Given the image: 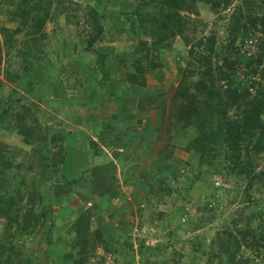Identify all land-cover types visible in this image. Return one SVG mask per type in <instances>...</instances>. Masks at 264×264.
<instances>
[{
	"label": "rangeland",
	"instance_id": "rangeland-1",
	"mask_svg": "<svg viewBox=\"0 0 264 264\" xmlns=\"http://www.w3.org/2000/svg\"><path fill=\"white\" fill-rule=\"evenodd\" d=\"M20 1L0 0V111L8 110L6 119L15 117L16 112L26 113V126L37 124L40 138L45 132L41 128L51 129L48 137L63 136L62 144L55 151L65 156L57 171L44 172L40 164L25 179L30 187L20 192L18 214L20 223L30 219L31 225L28 232L22 233L11 222L20 259H28L31 264H72V259L65 258L73 238L68 228L86 209L91 213L90 231L101 232L110 247L108 251L103 246L98 248L97 258L86 264H144L139 258L140 245L149 248V254L154 256L150 262L156 264H205L204 256L189 253V240L196 239L207 250L218 234L222 239L240 241L241 229L248 226L250 229L261 227L258 235L264 237V158L255 157L254 174L260 176L261 183L247 194L245 175L231 174L224 166L223 157L215 161L210 169L212 174H206L204 180H198L191 190L184 192L188 176L193 177L199 166L197 151L184 145V148H168L169 155L187 164L181 168L184 177L170 183V195L153 197L137 181L156 159L144 155L147 148L156 153L168 142L167 137L177 135L181 139L187 135V132L175 135L166 128L183 123L174 117L177 112L174 95L180 81L197 80L186 65L192 58L188 54L190 45L213 34L215 48L226 45V27L233 10L241 5L240 0H233L216 13L210 10L206 0H197L194 12L180 13L186 20L181 36L170 41V47L157 52L150 48L152 40L146 24L134 15L139 0H36L41 3L38 6L41 13H48L39 34L30 31L35 12L26 9L22 19L16 14L13 16V8ZM90 7L102 16L105 33L94 46L95 52H84L82 47L93 33L92 19L88 18ZM141 10L149 12L148 7ZM18 27V33L13 34ZM259 32L258 28H251L244 41L239 34L235 46L242 54L257 56L262 37ZM102 56H106L104 66L100 64ZM135 59H141L142 73L137 75V83L131 84L126 79L135 72ZM241 69L238 79L243 77V80ZM105 72L112 77L110 82ZM14 76L26 78L24 87L16 81L20 79L13 80ZM35 92L49 97L42 95L40 100L33 99L30 93ZM18 98L22 101L15 104ZM9 122L14 123L15 118ZM3 125L1 120L0 126ZM157 131L158 140L153 139ZM75 139H78L76 144ZM0 141L15 148L16 161H32L35 165L49 155L45 148L37 152L40 147L24 145L15 132L0 133ZM89 141L95 147L87 145ZM101 174L103 177H99ZM43 175L48 177L47 181ZM75 178L78 183L66 184ZM156 185L153 183L154 188ZM104 187L111 192L103 193ZM12 188L8 187V191ZM178 190L186 194L177 198ZM42 211L49 213L45 220L41 218ZM35 220H39V225L33 228ZM189 222L204 224L193 230L185 226ZM5 223L0 218V246L3 247H7L8 238ZM157 245L164 248L156 251ZM238 257L249 259V264H264V250L258 254L244 243Z\"/></svg>",
	"mask_w": 264,
	"mask_h": 264
},
{
	"label": "trees",
	"instance_id": "trees-1",
	"mask_svg": "<svg viewBox=\"0 0 264 264\" xmlns=\"http://www.w3.org/2000/svg\"><path fill=\"white\" fill-rule=\"evenodd\" d=\"M31 1L33 0L18 2L16 8L15 6L13 8V16L15 17L16 14L22 19V16L26 13V9L35 12V23L30 31L33 34H39L43 30L48 13L45 12L46 10H43L45 13H41L42 9L38 7L41 3L36 2V0ZM196 1L139 0L134 15L140 18L148 28L149 36L152 40L150 48L156 52L161 48H168L171 45L170 41L177 36H181L185 29L186 20L180 13L194 12ZM240 1L241 5L233 10L226 27L228 33L226 45L215 48L216 38L215 34H213L209 37H202L195 43H192L188 49V54L192 58L191 61H187L186 65L191 68L190 74L196 76L197 80L194 82L187 81L186 79L180 81V86L174 95L177 98H174L177 105H175V101L173 102L175 108L177 107V112L176 115H174L175 113L173 115L176 119L175 121L183 123L180 126L173 124L172 127L168 126L166 128L167 132L172 131L175 135L180 132H187V135L183 137L184 139H179L177 135L175 137H167V140H165L168 142L156 153L149 148L146 149L145 154L142 151L147 157H156L150 163L151 168H148V170L144 169L141 176L137 178L138 183L147 191V194L153 197L159 196L162 198L170 195L172 192L170 183L184 177L181 168L186 167L184 165L187 164L169 155L170 151H168V148L171 146L182 147L184 145L186 149H191L198 153L199 166L195 168L196 172L193 177L189 178L188 176L187 184L184 185V192L191 190L198 180H204L206 174H212L210 169L214 167L215 161L220 157L224 158V166L226 169H230L229 172L231 174H236V176L245 175L247 180L246 194L254 186L261 183L260 176L256 173L254 174V172L255 157L264 158V0ZM206 2L210 10L216 13L221 9L227 8L233 0H206ZM144 7H148L149 12L143 13L141 9ZM28 18L30 19L31 17L29 16ZM88 18L92 19L91 29L93 33L88 36L86 45L82 47V51L95 52L94 46L103 38L105 27L101 22L102 16L98 15L92 7L88 9ZM251 28H258L259 33L262 35L258 43L259 53L256 57H247L246 54L240 52V48L235 46L239 34L243 35L242 40L244 41ZM19 30L20 28L18 27L13 31V34H17ZM4 32L7 31L2 30V33ZM33 34L31 35L33 36ZM101 58L100 64L104 66L106 56H102ZM140 60L135 59V72L127 77L128 83H137L135 81L138 77L137 75L142 73ZM153 66L158 67L159 65L153 64ZM240 68L244 71L241 74V76H244L243 80L241 79L243 77L238 79ZM105 76L109 80L107 82H110L112 77L108 74ZM15 79L20 78L14 76L13 80ZM23 79L26 78L16 81L21 82L23 86ZM140 85H144L142 79ZM111 91L113 92L114 90L111 89ZM30 94L33 99L37 100H40L42 95L49 97L48 94L38 92ZM21 101L22 98L21 100L18 98L15 100V104H19ZM3 103H6V101ZM156 107L160 110V106L157 105ZM6 114H8V110L3 108L0 111V121L3 120L4 125L0 126V133L5 131L15 132L22 139L24 145H33L35 149L36 147H40L37 149V152L41 148H45V151L49 153V155L41 159L40 163L35 165L32 161H16L15 154L17 152L15 148H11L8 144L0 141V218L6 220L4 232L8 237L6 240L7 247L0 246V264H31L28 259H20L18 256L19 250L15 248V238L11 222H15L16 231L22 233L28 232L31 225L30 219L24 220L22 223L19 221L18 213L20 212V207L18 203L22 200L20 192L30 187L26 185L25 179L37 165L41 164V168L43 169L44 167V172L48 169L51 173L61 167L65 156L60 155V151L55 150L57 149V145L62 144L63 136L58 137L51 134L48 137L51 129L43 130L41 128L42 132H45L43 134L44 137L40 138L38 135L40 134L39 129L36 127L37 124L32 127L26 126V113H21V111L16 112L15 117L9 116L7 119L6 117L8 116ZM14 118V123L9 122L7 124L9 120H13ZM158 131L157 134L154 133L155 137L153 139L158 140ZM146 135L150 134L147 133ZM76 140L78 139L73 141L74 144H76ZM42 142H47V144L44 146ZM151 142L149 143L150 147ZM87 145L95 147L93 141H89ZM50 150L53 151L52 155L50 154ZM131 150L133 152L134 148ZM224 151H227V154ZM135 153H138V151ZM135 157H137V160L139 159L138 155ZM108 166L110 167V165ZM23 167H25V171L21 173ZM103 175L101 174L99 177H103ZM6 176H10L11 178L7 179ZM43 176L44 180L47 181L48 177ZM101 181V179L98 180L100 183ZM76 183H78V179L76 178L66 181L68 185ZM153 183L157 184L156 188H154ZM10 186L13 187L12 191H8V187ZM183 190L177 191V198L183 195ZM103 191V193L111 192L108 187H104ZM78 199L81 202L80 198ZM29 200L32 201L31 198ZM149 201L150 198L147 196L145 202L148 203ZM59 209L61 211L64 210L63 206ZM48 216L49 213L47 211H42V220H45ZM90 218V210L86 209L79 213L68 228L73 238L71 244L68 245L69 249L66 252L65 258L72 259V264H86L90 259L97 258L95 256L98 248L103 246L106 251L110 248L101 232L95 231L93 233L90 231ZM38 223L39 220H35L33 228L38 226ZM203 224L200 222H189L185 226L196 230V228ZM248 224L249 219L246 222V225ZM234 225H238V223L235 222ZM181 226L184 225L181 224ZM260 231L261 227L259 229H250L248 226L245 230L241 229L239 233L240 241L237 238L222 239V236L218 234L216 235V239L209 244L207 250L203 249L201 242L192 239L188 241L187 245H190V247L188 246L187 248L192 255L199 254L201 257L204 256L206 258L205 264H249V259L241 260L238 257L240 246L244 243L260 254L261 250H264V243H261L264 241V237L260 238L258 235ZM224 233L226 232L222 234ZM248 239L249 241H247ZM162 248H164V245H157L156 251ZM149 252L148 247L140 245L139 258L141 259V263L144 261V264H156L150 262L154 256L149 254ZM99 264L104 263L100 262Z\"/></svg>",
	"mask_w": 264,
	"mask_h": 264
},
{
	"label": "crops",
	"instance_id": "crops-1",
	"mask_svg": "<svg viewBox=\"0 0 264 264\" xmlns=\"http://www.w3.org/2000/svg\"><path fill=\"white\" fill-rule=\"evenodd\" d=\"M99 123V122H98ZM101 127H102V125H101Z\"/></svg>",
	"mask_w": 264,
	"mask_h": 264
}]
</instances>
